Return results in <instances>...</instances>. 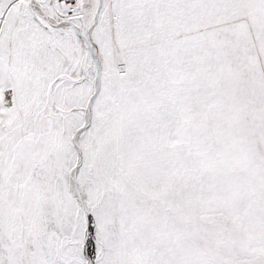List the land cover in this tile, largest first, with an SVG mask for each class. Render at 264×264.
<instances>
[{
	"label": "snow or ice",
	"instance_id": "snow-or-ice-1",
	"mask_svg": "<svg viewBox=\"0 0 264 264\" xmlns=\"http://www.w3.org/2000/svg\"><path fill=\"white\" fill-rule=\"evenodd\" d=\"M0 264H264V0H0Z\"/></svg>",
	"mask_w": 264,
	"mask_h": 264
}]
</instances>
